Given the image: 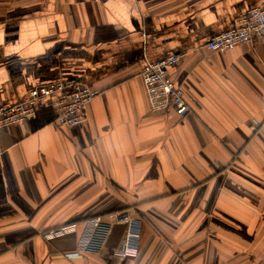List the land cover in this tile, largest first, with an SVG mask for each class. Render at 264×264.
Instances as JSON below:
<instances>
[{
	"label": "crops",
	"instance_id": "1",
	"mask_svg": "<svg viewBox=\"0 0 264 264\" xmlns=\"http://www.w3.org/2000/svg\"><path fill=\"white\" fill-rule=\"evenodd\" d=\"M263 3L0 0V105L60 81L98 92L77 127L47 100L0 129V264H264V40L206 47ZM171 55L183 118L153 113L141 78ZM131 214L140 250L122 259Z\"/></svg>",
	"mask_w": 264,
	"mask_h": 264
},
{
	"label": "built area",
	"instance_id": "2",
	"mask_svg": "<svg viewBox=\"0 0 264 264\" xmlns=\"http://www.w3.org/2000/svg\"><path fill=\"white\" fill-rule=\"evenodd\" d=\"M264 40V3L241 13L234 26L222 33L213 35L206 47L213 51H233L238 45H256ZM180 61L177 55H171L159 61H147L141 71L153 113H162L174 108L179 118L190 112L183 91L176 88L169 75V69ZM97 91L78 81H60L46 86L33 88L29 95L14 105H0V129L20 125L24 126L34 116L38 107L50 100L55 110V123L60 127H77L88 121V107ZM101 217L86 222L85 229L78 240L76 251L67 253V258H78L86 251L101 222ZM143 221L136 214L129 216L124 238L116 255L122 259H133L140 250V237ZM68 229H57L49 233L51 237L61 236Z\"/></svg>",
	"mask_w": 264,
	"mask_h": 264
}]
</instances>
